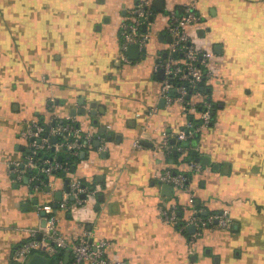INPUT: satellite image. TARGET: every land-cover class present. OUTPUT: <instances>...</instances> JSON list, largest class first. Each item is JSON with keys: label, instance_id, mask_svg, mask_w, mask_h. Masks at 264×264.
Masks as SVG:
<instances>
[{"label": "crops", "instance_id": "crops-1", "mask_svg": "<svg viewBox=\"0 0 264 264\" xmlns=\"http://www.w3.org/2000/svg\"><path fill=\"white\" fill-rule=\"evenodd\" d=\"M138 1L0 0V264H18L14 249L28 239L26 228L44 221L37 205L56 204L68 190L67 175L35 190L27 174L9 171L29 151L20 138L26 122L55 116L75 117L92 135L71 170L95 193L59 209L66 239L88 231L91 241H107L108 256L130 264H264V0H164L162 7L154 0L151 38L133 59L120 24ZM192 1L201 20L188 26L191 40L211 53L216 76L207 85L219 104L195 145L209 163L192 171L188 190L167 194L157 173L189 168L165 153L162 134L188 116L162 97L154 62L171 40L169 6L181 15ZM174 203L182 218L194 206L203 215L228 209L231 225L207 228L191 243L196 228L159 217L161 204ZM67 252L50 264H63Z\"/></svg>", "mask_w": 264, "mask_h": 264}, {"label": "built area", "instance_id": "built-area-1", "mask_svg": "<svg viewBox=\"0 0 264 264\" xmlns=\"http://www.w3.org/2000/svg\"><path fill=\"white\" fill-rule=\"evenodd\" d=\"M154 0H139L130 15L125 17L120 24V37L122 47L127 50L130 44L137 43L140 51L146 49L147 43L152 33L149 26L152 23ZM167 32L171 35V40L166 43V53L159 52L155 62L154 70L158 72L164 69V77L161 79V95L168 104L179 103L188 119L185 125L177 130L166 129L162 134V145L167 155H170L173 145L171 138L186 140L197 131L211 124L213 119V105L210 99L202 90L197 89L204 80L206 83L210 78L216 76L215 69L210 65L211 53L192 42L189 32L190 23L201 20V15L195 7V1L186 3L183 13L180 15L177 7L169 6ZM147 28L144 29L143 25ZM129 60L128 56L123 55ZM193 96H199L198 101H192ZM200 105V108L198 106ZM195 114H197L195 116ZM190 115L199 119L200 124L189 118ZM52 136L56 140L52 141ZM29 151L22 161H13L9 166L11 174L18 178L28 175L29 182L35 190H44L49 184L48 177L60 176L64 171L67 175L68 190L66 195L55 203L46 202L37 205V211H44L42 218L45 223L35 227L26 228L29 237L14 249V258L18 264H27L30 257L41 252L50 258L62 250L68 251L71 255L69 264H130L124 258H111L106 254V240L91 241L90 233L86 231L84 236L75 240L66 239L58 228L59 209H67L72 204H83L91 194L95 193L92 186L86 185L82 178L73 175L69 161L58 158L59 153H68L78 156L81 151L92 142V135L82 131L78 121L73 116L65 119L59 116L53 117L49 122H43L39 118H34L26 122L25 127L20 132ZM136 146H140L139 139L135 141ZM182 154H186L187 147L178 146ZM54 150L53 155L49 153L43 158L42 152ZM187 161V170L173 169L166 167L157 173V177L162 182H168L177 189H189V170L197 173L204 171V165L195 158ZM29 169L33 170L28 174ZM41 174L47 176L42 178ZM51 184V183H50ZM180 208L177 204H161L158 208L159 217L166 223L176 225L181 230H186L189 225H194L196 230L191 234V243L211 227H229L231 219L229 210L212 212L203 215L199 208L194 206L188 217L182 218ZM51 263V262H50ZM48 263V264H50Z\"/></svg>", "mask_w": 264, "mask_h": 264}, {"label": "trees", "instance_id": "trees-1", "mask_svg": "<svg viewBox=\"0 0 264 264\" xmlns=\"http://www.w3.org/2000/svg\"><path fill=\"white\" fill-rule=\"evenodd\" d=\"M209 88H210V86L207 85V83H206L205 80L203 82H201L200 85L197 87V89L202 90L203 93L206 94L207 98L210 99L211 102H212V105H213V109H212V111H213V114H212L213 115V119H212V122H211V124H212L213 121H214V117H215V111H216L219 103H218V101L214 100L211 97L210 91L207 90ZM198 108H200V105L198 106ZM189 118L192 119L195 122L196 125L200 124L199 119L193 117V115H190ZM200 136H201V130L197 131L193 136H190L186 140H178V139H175V138H171L170 142L173 145V148H172V151L170 153V158H172V160H173V162L175 164H178L180 161H185V160H189L190 158H195L196 157V155L194 154V151L196 150L198 152V150L195 149V145L199 142ZM180 145L183 146V147H187V149H188L187 153L182 158H180L181 150L178 149V146H180ZM45 153L46 152H42L40 154V156L43 158V156H45ZM48 153L53 154L54 153V150H50V151L47 152V154ZM59 154H61V153H59ZM62 155H63V158H62L63 161H66L67 160V161L73 163L72 162V159H73L72 157H74V156L69 155L68 153H65V154L62 153ZM198 155H199V153H198ZM175 169H178V168L176 167ZM32 171L33 170L29 169L28 174L29 173H32ZM59 174L65 176L64 171H61ZM187 174L190 177L189 178V181H190L191 180V177H192V171L189 170L187 172ZM41 176H42V178L47 179V176L46 175L41 174ZM84 183L86 185L92 186V185H90L86 181H84ZM67 188H68V186H67ZM57 254H59V253H57Z\"/></svg>", "mask_w": 264, "mask_h": 264}, {"label": "water", "instance_id": "water-1", "mask_svg": "<svg viewBox=\"0 0 264 264\" xmlns=\"http://www.w3.org/2000/svg\"><path fill=\"white\" fill-rule=\"evenodd\" d=\"M155 2L158 5L160 4V7H162L163 4H164V0H156ZM151 19L152 20L154 19V15H151ZM146 26H147L146 24L143 25L144 29L147 28ZM161 36L164 37V33H162ZM128 53H129V56L131 58H133V59L138 58L139 55H140L139 45L137 43L130 44L129 45V49H128ZM158 76H160L162 78L164 77V69L163 68L159 70ZM207 90L210 91V89H207ZM78 112L84 113V112H86V108L85 107H82V108L78 109ZM94 113H96V112H94ZM105 131H106V128L105 127H102L100 129V133H102V134L105 133ZM108 134H111V132L108 133ZM51 140L52 141H55L56 140V136H52ZM99 143H100V140L97 139L96 140V144H99ZM194 154L196 155L195 159L197 161H201L202 163H205V164H208L209 163V157H205V156L204 157H201V156H199L198 155V152L196 150L194 151ZM58 158L59 159H62L63 158V155L62 154H59L58 155ZM74 167H75V165H73V168ZM164 188H167L168 189L167 194H171L173 192V186L170 183H164ZM57 196H58V198H61L62 197L61 191L57 192ZM44 213L45 212L42 211V214H44ZM203 213L204 214H207V211H204ZM44 223H45V221H43V224ZM194 229H195V226L194 225H191L190 226V230H194ZM69 260H70V253L67 252L65 254V258H64V263L63 264H69ZM50 262H51V258L49 256H47V255H45V254H43L41 252H36V253H34L30 257V259L28 260L27 264H48ZM54 263L56 264L57 263V260H55Z\"/></svg>", "mask_w": 264, "mask_h": 264}, {"label": "rangeland", "instance_id": "rangeland-1", "mask_svg": "<svg viewBox=\"0 0 264 264\" xmlns=\"http://www.w3.org/2000/svg\"><path fill=\"white\" fill-rule=\"evenodd\" d=\"M165 13V12H164ZM167 13V12H166ZM163 16H165L164 14H163Z\"/></svg>", "mask_w": 264, "mask_h": 264}]
</instances>
